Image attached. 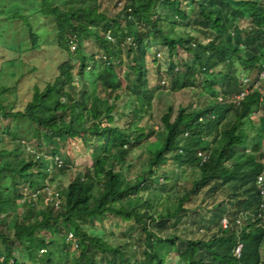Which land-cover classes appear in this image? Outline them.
<instances>
[{
	"label": "trees",
	"instance_id": "1",
	"mask_svg": "<svg viewBox=\"0 0 264 264\" xmlns=\"http://www.w3.org/2000/svg\"><path fill=\"white\" fill-rule=\"evenodd\" d=\"M50 1L37 12L55 18L59 48L73 56L88 36L101 56L80 52L78 64L62 62L53 81L34 86L23 110L0 101V264H264V0H128L115 17L102 0H79L66 13ZM16 18L27 23L31 49H41L26 16ZM152 71L174 90L204 94L195 108L168 104L155 149L135 156L143 169L130 178L125 167L132 169L130 156L143 150L141 124L156 95ZM244 72H256L253 84ZM255 108L263 146L254 138L248 151ZM21 118L38 127L35 148L19 138ZM72 142L96 160L54 192L50 176L74 168L62 152ZM172 168H189L192 178ZM132 197L142 201L130 205ZM5 206L24 210L4 218ZM111 217L128 230L104 233Z\"/></svg>",
	"mask_w": 264,
	"mask_h": 264
},
{
	"label": "rangeland",
	"instance_id": "2",
	"mask_svg": "<svg viewBox=\"0 0 264 264\" xmlns=\"http://www.w3.org/2000/svg\"><path fill=\"white\" fill-rule=\"evenodd\" d=\"M127 2L128 0H102V9L110 16L115 17L124 9ZM50 4L53 7H60L61 11L66 13L71 11L74 4L78 5L79 0H52L50 1ZM40 8H42V0H0V90L2 88L11 89V92L0 95V101L9 108L15 107L17 110H23L25 105L32 99L34 86L38 85L43 88L47 82L53 81L59 75L58 65L65 60L71 58L75 64H78L80 52L86 56L96 54L97 59L101 56L99 55L100 53L97 43L92 37L88 36L83 37L82 51L79 52L78 49L74 50L73 48V51L75 52L74 55L68 56L66 51L59 48L57 44L59 34L55 18L39 14L37 11ZM16 13L26 16L27 21L32 25L34 32L39 34L40 44L42 46L41 49H31V33L25 20L22 18L10 19V17ZM16 50L20 52V55L14 53ZM150 58V67H155L151 63L152 57ZM12 60L15 61L11 62ZM118 71L122 79L124 91L127 86V81L124 78V71L120 68ZM154 74L155 72L152 71L150 75V86L155 90L156 95L152 100V108L145 110L144 119L141 124V128L144 134L147 135V138L143 142V150H141V148L135 150L129 158L131 163L128 164L133 165L132 169L128 170L127 167H125V174H127L130 178H135L138 172L143 169L141 161L133 160L136 158L135 156L142 154L145 150L144 148L155 149L154 145L158 141L157 138L163 130L161 118L169 106L168 104L173 103L176 106L191 104L195 108L200 105V96L204 94V90H202V88L189 89V91H187L188 89L178 91L174 90L171 87V80H168L167 77L163 76L164 78L160 81L161 83H159L156 75ZM255 74L256 72L251 75L244 72V80L247 81L248 78L246 77H249V79L253 81L255 79ZM158 84H164L166 87L164 89L159 87L158 89ZM122 94L124 95L125 93L123 92ZM206 97L207 96L202 99H206ZM125 99H127L126 96L124 100ZM119 104L123 111L128 112L130 110V107L126 105V102L122 101ZM261 115L262 111L258 112V109L255 108L252 115L253 123L250 130L251 138L247 141V145L249 146L248 151L253 145H255L254 138H257L256 144L259 146L262 144L263 146L262 123L260 120ZM5 122L7 123V121ZM5 122L2 123V127L6 125ZM36 128H38L37 125L31 124L26 119H20L18 128L19 138L23 139L24 142L28 143L33 148H35L37 143V140L34 138ZM6 138L8 141L10 140L9 137ZM9 146L13 147V144H10L9 142ZM62 152L74 160V168L72 171H69L67 175L57 174L58 176L54 177L52 176L54 174H52L50 176L47 182L50 184L51 190L54 192L57 191L56 188L59 183H62L65 187L68 186L74 173L85 171L86 168L91 167L93 165V161L96 160V155L94 157L91 149L84 147L82 142L69 143L65 146ZM147 158L148 154L145 153L144 160ZM172 170L173 168L171 171ZM174 171L183 174L182 177L184 179L192 178V171L189 168H187L186 171L175 168L173 172ZM53 178L54 180L52 181ZM156 191H159L158 187L156 188ZM159 193L163 194L164 192L160 191ZM28 194L29 192L26 191V195ZM146 196V194H143L144 198ZM138 201L141 202L142 199L132 197L129 204L134 205ZM57 202L60 206L62 203L61 198H59ZM9 207L10 206L4 207V211L1 213L2 217L5 218V216L10 214L12 219H14L17 217V213H22L24 210L23 207L15 208L13 210ZM129 226V223H122L119 219L111 217L105 220L104 227L106 230L103 232L106 234L115 232L117 236L121 230H128ZM97 230H99V228H97ZM47 237H49V235H47ZM67 241L73 242L74 244L76 243L75 240L69 241L67 239ZM74 248H76L75 245ZM262 250L264 252V245ZM143 252L142 248L139 249V254L142 256V259ZM11 264H13V262Z\"/></svg>",
	"mask_w": 264,
	"mask_h": 264
},
{
	"label": "clouds",
	"instance_id": "3",
	"mask_svg": "<svg viewBox=\"0 0 264 264\" xmlns=\"http://www.w3.org/2000/svg\"><path fill=\"white\" fill-rule=\"evenodd\" d=\"M264 63V62H263ZM263 71H264V64H263V68H262V70H261V72H260V74H259V77L261 78V80H263L264 78H262V74H263ZM255 76H256V74L254 75V78H255ZM246 78H248L247 79V81L245 80V83L246 84H253V82H254V80L256 79H254L253 81H251L250 79H249V77H246ZM254 89L253 90H260L259 89V83H255L254 84V87H253ZM247 95V92H245V93H242L240 96H238L237 97V99L240 101V100H242V99H244V97ZM260 177H263V181H262V183H260ZM258 183H259V186L261 187H263V189H264V173H262L260 176H259V178H258ZM224 219H227V218H224ZM223 219V220H224ZM223 220H222V224H223ZM228 220V219H227ZM228 223H229V221H228ZM224 226V225H223ZM225 227V226H224ZM227 227V226H226ZM241 250H242V246H240L239 248H238V250L236 251V254L238 255V256H240L241 255Z\"/></svg>",
	"mask_w": 264,
	"mask_h": 264
},
{
	"label": "built area",
	"instance_id": "4",
	"mask_svg": "<svg viewBox=\"0 0 264 264\" xmlns=\"http://www.w3.org/2000/svg\"><path fill=\"white\" fill-rule=\"evenodd\" d=\"M262 78H264V71H263V74H262ZM262 181H263V177H260V183H262ZM261 190H262V193L264 194V189H263L262 186H261ZM49 195L53 197L54 192L49 191ZM35 196H36V195L34 194V197H35ZM56 206H57V207L59 206V203H58V202H56ZM262 208L264 209V205H262ZM223 225H224L225 227L228 225V220H227V219H224V220H223ZM68 240H69V241H74V240H75L74 235H73V234H70V235L68 236Z\"/></svg>",
	"mask_w": 264,
	"mask_h": 264
}]
</instances>
